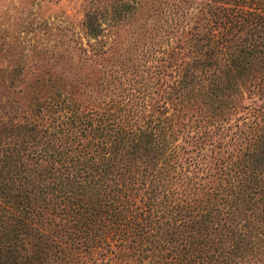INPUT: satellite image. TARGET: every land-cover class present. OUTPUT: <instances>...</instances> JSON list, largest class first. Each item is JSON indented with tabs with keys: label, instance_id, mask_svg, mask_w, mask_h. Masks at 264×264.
<instances>
[{
	"label": "trees",
	"instance_id": "1",
	"mask_svg": "<svg viewBox=\"0 0 264 264\" xmlns=\"http://www.w3.org/2000/svg\"><path fill=\"white\" fill-rule=\"evenodd\" d=\"M82 26L118 35L95 72L0 105V264H264V0Z\"/></svg>",
	"mask_w": 264,
	"mask_h": 264
},
{
	"label": "rangeland",
	"instance_id": "2",
	"mask_svg": "<svg viewBox=\"0 0 264 264\" xmlns=\"http://www.w3.org/2000/svg\"><path fill=\"white\" fill-rule=\"evenodd\" d=\"M90 1L0 0V105L23 92L41 94L47 78L70 88L73 77L95 72L98 61L114 52V27L92 38L82 26ZM122 27L120 34L128 35L129 25ZM96 48L105 52L92 53Z\"/></svg>",
	"mask_w": 264,
	"mask_h": 264
}]
</instances>
